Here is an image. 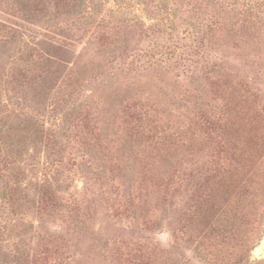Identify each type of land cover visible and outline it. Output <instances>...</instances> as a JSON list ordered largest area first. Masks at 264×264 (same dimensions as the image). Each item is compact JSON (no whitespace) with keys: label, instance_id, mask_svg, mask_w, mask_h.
Here are the masks:
<instances>
[{"label":"rangeland","instance_id":"rangeland-1","mask_svg":"<svg viewBox=\"0 0 264 264\" xmlns=\"http://www.w3.org/2000/svg\"><path fill=\"white\" fill-rule=\"evenodd\" d=\"M264 0H0V264H264Z\"/></svg>","mask_w":264,"mask_h":264},{"label":"bare ground","instance_id":"bare-ground-1","mask_svg":"<svg viewBox=\"0 0 264 264\" xmlns=\"http://www.w3.org/2000/svg\"><path fill=\"white\" fill-rule=\"evenodd\" d=\"M263 243H264V240H263Z\"/></svg>","mask_w":264,"mask_h":264}]
</instances>
